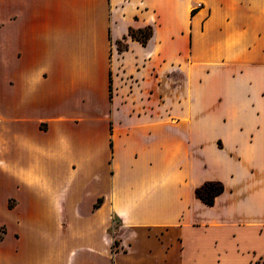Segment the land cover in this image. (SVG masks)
Wrapping results in <instances>:
<instances>
[{"label":"crops","instance_id":"0c3cea01","mask_svg":"<svg viewBox=\"0 0 264 264\" xmlns=\"http://www.w3.org/2000/svg\"><path fill=\"white\" fill-rule=\"evenodd\" d=\"M263 137L264 0H0V264H221Z\"/></svg>","mask_w":264,"mask_h":264},{"label":"rangeland","instance_id":"374dc122","mask_svg":"<svg viewBox=\"0 0 264 264\" xmlns=\"http://www.w3.org/2000/svg\"><path fill=\"white\" fill-rule=\"evenodd\" d=\"M123 43L120 44V47ZM168 142L172 145L175 141V127H169ZM255 149H264V137L261 139V143L255 147ZM214 182L212 185L207 187L205 194L208 195L210 191L215 190L218 186ZM264 193V184H263ZM247 205L251 207L252 205L256 207H261L259 212L261 220H264V200L259 202H248ZM262 227V228H261ZM256 230L253 226H248L241 233V247L238 251L231 245H227L225 250L228 252V259L221 264H264V226H261ZM259 253V254H257Z\"/></svg>","mask_w":264,"mask_h":264},{"label":"trees","instance_id":"16d2710c","mask_svg":"<svg viewBox=\"0 0 264 264\" xmlns=\"http://www.w3.org/2000/svg\"><path fill=\"white\" fill-rule=\"evenodd\" d=\"M195 9L192 10V12L194 13ZM153 32V28L151 25L146 26L145 28H131L130 29V34L141 40L143 43H146L149 39V37L151 36ZM214 182L213 181H208L206 183H204L202 186H200L199 188H197V195L200 196L205 202L212 204L214 202V198L217 194H219L222 190H223V184L220 182H217V188L213 191H210L208 195L205 194V190H207V187L209 185H212ZM102 198H100L96 205H98L101 202ZM116 244V241H115Z\"/></svg>","mask_w":264,"mask_h":264}]
</instances>
